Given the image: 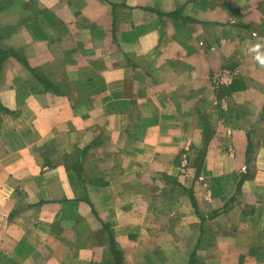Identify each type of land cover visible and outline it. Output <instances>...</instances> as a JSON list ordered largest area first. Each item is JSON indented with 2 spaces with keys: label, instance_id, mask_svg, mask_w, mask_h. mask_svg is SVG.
<instances>
[{
  "label": "crops",
  "instance_id": "obj_1",
  "mask_svg": "<svg viewBox=\"0 0 264 264\" xmlns=\"http://www.w3.org/2000/svg\"><path fill=\"white\" fill-rule=\"evenodd\" d=\"M0 48V264H264V0H0Z\"/></svg>",
  "mask_w": 264,
  "mask_h": 264
},
{
  "label": "trees",
  "instance_id": "obj_2",
  "mask_svg": "<svg viewBox=\"0 0 264 264\" xmlns=\"http://www.w3.org/2000/svg\"><path fill=\"white\" fill-rule=\"evenodd\" d=\"M3 53H4V51L0 48V57H2L1 55ZM25 65L28 67L27 64H25ZM32 73H34V72H32ZM42 82L45 84V86L50 88L51 85L48 82H46L44 80H42ZM0 109H1V106H0ZM208 131H210V129H208V128L206 129V127H205V131H204V145H207V141H208L209 135L211 134V133H208ZM75 166L78 167V170H79L80 169V162H77L75 164ZM110 243H111V252L113 254L115 264H123L122 261H121L120 252L117 249L116 244H115V242H114V240L112 238L110 239Z\"/></svg>",
  "mask_w": 264,
  "mask_h": 264
},
{
  "label": "rangeland",
  "instance_id": "obj_3",
  "mask_svg": "<svg viewBox=\"0 0 264 264\" xmlns=\"http://www.w3.org/2000/svg\"><path fill=\"white\" fill-rule=\"evenodd\" d=\"M204 149H205V147H204V145H202V147H200V149H197L198 150V152H196V162H197V164L199 163V161L201 160V156L203 155V153H204ZM188 159H187V164H188ZM186 164V165H187ZM185 165V166H186Z\"/></svg>",
  "mask_w": 264,
  "mask_h": 264
},
{
  "label": "built area",
  "instance_id": "obj_4",
  "mask_svg": "<svg viewBox=\"0 0 264 264\" xmlns=\"http://www.w3.org/2000/svg\"><path fill=\"white\" fill-rule=\"evenodd\" d=\"M181 166L184 167L187 164V154L184 153L181 158Z\"/></svg>",
  "mask_w": 264,
  "mask_h": 264
}]
</instances>
